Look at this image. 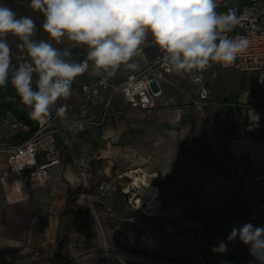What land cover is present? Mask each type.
<instances>
[{"label": "crops", "instance_id": "1", "mask_svg": "<svg viewBox=\"0 0 264 264\" xmlns=\"http://www.w3.org/2000/svg\"><path fill=\"white\" fill-rule=\"evenodd\" d=\"M143 49V54L135 58L139 65L137 70L121 68L111 78L114 85L127 74L140 71L146 60L155 56V51L148 45ZM209 68L204 74L208 88L206 75ZM240 75L251 77L256 82L254 74ZM94 78L86 74L82 84L92 82ZM168 79L169 83L163 85L162 98L150 113L132 109L117 99L115 107L122 111L120 116L109 118L104 125L90 127L78 135V161L83 164L84 159H91L96 161V165L101 164L100 168L89 173L85 169L80 172L72 162L64 160L44 185L29 187V198L20 202H12V198L8 200L0 186V264H32L36 247L53 259L106 249L110 239L116 240L124 249L134 246L152 253L167 252L164 247L166 239L175 238L179 224L189 229L190 223L197 221L202 215L203 201L215 204L225 197L237 198L244 188L243 182L231 174L222 175V170L232 171L233 165L227 163L220 152L239 159L243 147L229 143L219 131L211 133L215 146L208 143L204 116L210 118V113L203 108L210 99V89L208 100L198 106L195 104L198 93L192 75L173 73ZM257 92L256 97L260 98V91ZM70 100L69 97L64 104ZM232 103L240 106L236 101L232 100ZM94 141L96 147L91 146ZM6 168L5 158L4 167L0 164V170ZM126 170H130V175L136 173L137 177L140 171L147 176L157 174L153 180L157 185H151L157 194L152 200L157 213L146 214L142 221L127 213L116 216L111 207L94 200L96 196L90 194L98 181L105 179L113 183ZM88 176L93 181H88ZM195 192L199 194V202L194 204L198 208L195 207L197 210L193 215L192 204L189 203L196 196ZM93 200L97 203L94 204ZM255 203H250L249 208ZM109 210L112 214L108 213ZM109 215L122 217L125 223H119L116 229L121 226L123 232L116 233L115 229L100 224L105 236L102 242L93 217L105 224ZM136 221L139 222L136 224ZM148 222L158 223L157 231L162 229L166 232L157 234L152 240L153 234L145 229ZM136 226L137 233L141 235L138 238L134 237ZM205 248L212 253L214 247Z\"/></svg>", "mask_w": 264, "mask_h": 264}, {"label": "clouds", "instance_id": "2", "mask_svg": "<svg viewBox=\"0 0 264 264\" xmlns=\"http://www.w3.org/2000/svg\"><path fill=\"white\" fill-rule=\"evenodd\" d=\"M29 7L42 14L47 39L35 38L30 15L0 2V89L10 86L41 125L53 114L68 122L67 105L57 102L72 95L77 77L90 73L107 84L121 68L137 70L142 46L157 47L170 71L195 75L213 64L230 67L250 44L229 35L240 22L237 10L218 11L217 0H30ZM9 37L18 41L17 53ZM76 49L85 53L79 61ZM237 237L253 264H264V226L246 223L227 240ZM226 250L223 241L212 249Z\"/></svg>", "mask_w": 264, "mask_h": 264}, {"label": "rangeland", "instance_id": "3", "mask_svg": "<svg viewBox=\"0 0 264 264\" xmlns=\"http://www.w3.org/2000/svg\"><path fill=\"white\" fill-rule=\"evenodd\" d=\"M0 2L8 4L18 15H30L37 24L36 39H47L46 33L40 27L43 22V16L38 11H33L29 7L30 0H0ZM9 43L14 53H17L18 41L14 37H9ZM67 43V41H66ZM60 47H63L62 45ZM143 48L145 46H142ZM79 55V57H77ZM85 53L83 49H76L73 53V58L77 61L83 59ZM86 74L76 78L72 85V90L77 92L84 80ZM206 80L211 91L209 101L204 105L203 111H209L210 118L206 115L205 118V133L207 141L211 146H215L213 134L220 132L223 139H227L229 143L239 144L243 147L240 158H233L228 155L220 154L226 158L227 163H232V171L222 170V175L231 174L235 179H240L243 182L242 192L237 194V198L225 197L222 201L215 204L204 203L202 207V215L197 221L190 223V228L185 229L182 225H178L174 237L167 238L164 247L167 250L160 252H147L139 247H130L124 249L119 243L110 239L107 242L106 249L91 250L77 255L48 256L41 248H35V255L32 264H111L110 252L128 251L131 254L143 259L142 262L135 264H201L198 259V254L203 253L205 258L204 264H253V258L249 253L248 247L244 245L237 237L234 241H228L227 237L233 228H240L246 223H252L254 226H264V217L254 220L249 213V204L255 202H264V86H258L251 77L246 78L235 72L227 71L219 68L217 65H211L209 72L206 75ZM246 90V91H245ZM260 91V98H257V91ZM250 99V100H247ZM258 99L260 101H258ZM236 101L240 106L232 103ZM65 100H60L58 104H64ZM70 102V101H68ZM16 119L9 113L0 117V164L4 167L5 162V147L15 142L16 136L21 132L18 127H15ZM75 138L72 143V154L76 163V168L80 172L85 169L86 173L91 170L100 168L101 164H95L91 159H84L83 164L78 161L80 154V143ZM92 143V147H96L97 143ZM237 159V160H236ZM66 161L71 162L70 159ZM6 169L0 170V186L3 173ZM116 175V174H114ZM130 170H126L121 176L116 177L113 183L108 180H100L95 183L90 194L96 196L94 200H100L116 214L120 216L124 213L134 215L135 220L142 221L146 214L152 215L153 212L147 213L145 208L133 209L129 202H125L124 193L133 183V179L129 176ZM145 175L143 172L138 173V177ZM146 178H151L145 175ZM88 181H93L91 176L87 177ZM101 184L109 185V190L104 196L98 197L97 190ZM157 185L153 183L152 186ZM135 193L131 191L130 194ZM191 203L192 212L194 215L195 206L198 204V192H195ZM129 197V195H128ZM94 204L97 202L94 201ZM90 209L93 208L90 206ZM125 212H123V210ZM109 214L112 212L109 210ZM122 217L109 215V219L105 224L99 222L96 217H93L94 227L98 232L100 240L103 242L102 225L109 229H115L116 233L123 232L122 227L116 229L119 223H125ZM200 218V219H199ZM136 221V224L137 222ZM100 224H102L100 226ZM158 223L148 222L145 229L153 235L152 240L157 234L166 232L158 230ZM135 224H133L134 226ZM135 227V226H134ZM137 226L134 230V237L138 238ZM159 232V233H158ZM164 235L166 233H163ZM106 235V234H105ZM141 236V235H140ZM139 236V237H140ZM223 241L227 245V250L223 252H210L205 246L216 247L219 242ZM200 243V244H198ZM112 245L113 247H110ZM205 245V246H204ZM103 250V251H102ZM99 260V261H98ZM116 264V263H113Z\"/></svg>", "mask_w": 264, "mask_h": 264}, {"label": "built area", "instance_id": "4", "mask_svg": "<svg viewBox=\"0 0 264 264\" xmlns=\"http://www.w3.org/2000/svg\"><path fill=\"white\" fill-rule=\"evenodd\" d=\"M217 3L218 11L226 12L228 8L237 10L240 22L229 35L246 36L250 44L246 52L241 54L230 67L213 65L240 74H254L257 76V85L264 86V1L217 0ZM148 47L155 51V56L146 60L140 71L127 74L117 85L111 81L112 77L107 84H101L100 78L95 77L92 82L82 84L77 92L72 90L71 100L66 104L67 123H61L55 114L48 125H41L31 119L35 128L33 134L5 147L7 168L3 173L1 184L8 200L10 198L12 202L27 200L28 188L44 185L50 176L57 172L64 160L70 159L76 166L72 154L74 139L84 130L100 127L109 118L120 116L122 111L115 107L117 99L132 109L146 113L157 107L158 101L163 96V85L169 83L168 77L174 72L162 63L160 59L162 53L157 47L151 44ZM143 52L144 49L141 54ZM208 68L192 75L198 93L195 104L198 106L206 102L209 97V88L204 81V74ZM27 116L29 117L28 113ZM15 127L21 132L28 131L27 126L17 120ZM150 177L148 183L152 185L157 174H152ZM108 190L109 185L101 184L97 196H104ZM128 195L131 207L135 210L139 209L137 204L130 200L129 192ZM262 211H264V202L252 204L249 208L251 218L254 220L259 219ZM110 254L111 264H135L143 261L142 258L128 251L110 252ZM204 258L203 253L198 254L201 264L205 263Z\"/></svg>", "mask_w": 264, "mask_h": 264}, {"label": "trees", "instance_id": "5", "mask_svg": "<svg viewBox=\"0 0 264 264\" xmlns=\"http://www.w3.org/2000/svg\"><path fill=\"white\" fill-rule=\"evenodd\" d=\"M264 1V0H262ZM79 57V55H77ZM29 109L24 106L20 98L15 94V91L9 86L7 89H0V117L5 116L7 113L11 114L17 121L27 126V132H20L15 142L22 141L33 134L34 123L27 116ZM264 217V211L260 213L259 220Z\"/></svg>", "mask_w": 264, "mask_h": 264}, {"label": "bare ground", "instance_id": "6", "mask_svg": "<svg viewBox=\"0 0 264 264\" xmlns=\"http://www.w3.org/2000/svg\"><path fill=\"white\" fill-rule=\"evenodd\" d=\"M133 179V183L128 187L126 192L135 191V194H130V200L135 202L139 208H145L146 212L153 211V213H157L155 209L157 208L155 204H153L152 200L157 196L156 192L153 190L151 185L148 183V178L146 176L137 177L135 175H130ZM134 193V192H133ZM146 203V206H143ZM156 207V208H154Z\"/></svg>", "mask_w": 264, "mask_h": 264}, {"label": "water", "instance_id": "7", "mask_svg": "<svg viewBox=\"0 0 264 264\" xmlns=\"http://www.w3.org/2000/svg\"><path fill=\"white\" fill-rule=\"evenodd\" d=\"M124 198H125V202L127 203L128 202V194L127 193H124Z\"/></svg>", "mask_w": 264, "mask_h": 264}]
</instances>
